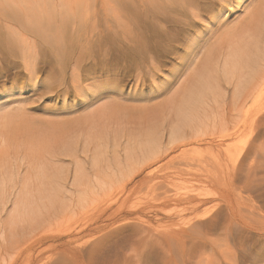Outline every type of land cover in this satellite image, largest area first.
<instances>
[{
  "label": "bare ground",
  "instance_id": "obj_1",
  "mask_svg": "<svg viewBox=\"0 0 264 264\" xmlns=\"http://www.w3.org/2000/svg\"><path fill=\"white\" fill-rule=\"evenodd\" d=\"M0 1V77L27 79L37 99L76 92L92 107L61 122L53 117L64 107L13 106L15 87L0 94L8 99L0 103V213L24 230L43 234V225L75 212L76 195L92 196L115 179L152 178L162 160L200 159L201 144L219 148L251 127L249 103L264 96V0L248 4L239 27L218 36L213 25L198 26L235 0H108V30L93 0ZM169 56L177 61L158 82ZM107 60L104 83L94 74ZM130 81L137 88L148 81L152 93L129 90ZM107 95L108 104L94 108ZM153 97L162 101L147 103ZM38 110L53 117L30 112ZM4 229L0 221L1 238ZM191 234L169 230L154 241L173 257Z\"/></svg>",
  "mask_w": 264,
  "mask_h": 264
},
{
  "label": "rangeland",
  "instance_id": "obj_2",
  "mask_svg": "<svg viewBox=\"0 0 264 264\" xmlns=\"http://www.w3.org/2000/svg\"><path fill=\"white\" fill-rule=\"evenodd\" d=\"M59 1L53 0V5ZM235 1V5L223 10L222 16L211 19L208 25H199L200 30L213 25L216 36L224 34L238 26L248 4L258 2ZM91 2L97 5L95 15L100 12L97 19L104 18L103 25L108 30L106 20L112 14L108 12V0ZM120 30L123 35L125 31ZM195 33L193 30L191 36ZM176 61L173 56L168 57L161 67L164 74L158 73V82H164V75L170 73ZM122 63L119 72L129 74L130 68H121ZM102 66L94 75L96 80L103 77L105 83L110 67L108 60ZM25 80L0 77V94L15 87L13 106L28 102L26 106L30 107L38 102L66 108L55 117L43 110L30 111L36 116L71 122L92 108L86 107L76 92H69L65 99L56 101L37 99L38 93L27 87L29 82ZM118 82L115 78L106 87ZM152 88L154 85L148 81L140 88L133 81L128 85L129 90L137 93L141 89L146 92L151 89L152 93ZM0 97V103L8 100ZM161 97H153L147 103L156 104L164 98ZM108 101L107 95L93 106L100 108ZM249 106L247 124L251 127L245 129L242 125L236 137L223 146L201 144L197 152L200 159L187 162L164 159L156 165L157 172L152 178L115 179L92 196L79 199L76 195L75 212L57 216L50 224L43 225V234H38L42 229L30 230V226L24 230L23 224L10 222L6 213H0L8 236L0 237V264H264V96L255 97ZM211 152L224 157L216 160L210 156ZM173 183L175 189L170 190ZM169 230L188 234L193 231V234L187 236L186 247L174 248L173 257H163L157 243Z\"/></svg>",
  "mask_w": 264,
  "mask_h": 264
}]
</instances>
